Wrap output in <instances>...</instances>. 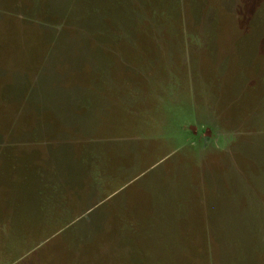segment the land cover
Returning <instances> with one entry per match:
<instances>
[{
    "label": "rangeland",
    "instance_id": "1",
    "mask_svg": "<svg viewBox=\"0 0 264 264\" xmlns=\"http://www.w3.org/2000/svg\"><path fill=\"white\" fill-rule=\"evenodd\" d=\"M50 13L35 24L54 45L14 24L23 52L6 62L27 71L33 102L15 119L14 103L0 105V125L23 132V150L37 143L51 160L38 174L63 177L79 206L155 207L148 191L225 193L232 206L220 213L230 217L196 228L212 264H264V0H63ZM65 232L33 255L89 247Z\"/></svg>",
    "mask_w": 264,
    "mask_h": 264
},
{
    "label": "crops",
    "instance_id": "2",
    "mask_svg": "<svg viewBox=\"0 0 264 264\" xmlns=\"http://www.w3.org/2000/svg\"><path fill=\"white\" fill-rule=\"evenodd\" d=\"M62 3L63 0H0V105L8 101L14 103L18 109L10 116L14 119L22 113L19 111L22 102H33L35 88V84L27 78V71L23 73L17 65L10 69L6 67L9 59L14 60L23 52L22 37L26 34L17 35L15 27L20 23L25 32H46V44L52 47L54 39L50 34L53 31L37 27L35 19L38 15L41 20L51 18L50 6ZM12 39L16 43L7 45L8 40ZM6 115L0 113L1 122ZM30 132L33 133L32 130ZM22 134L14 126L7 129L0 125V264L213 263L209 251L210 238L199 237L196 228L203 223H218L230 217L229 213H220L222 209L231 208L229 195L203 190H162L148 191L142 196L154 199L155 207L150 208L72 205L71 193H67L63 186V177L55 180L48 169L38 174L40 161L48 163L50 159H39L37 143L34 146L32 142L27 144L29 149L25 152L19 141ZM17 180L27 185L33 198H25L27 192L16 191L12 185ZM56 183L59 189L54 190ZM39 184L45 186L41 192ZM80 197L75 196L74 203L80 202ZM21 201L29 204H20ZM138 210L142 213L130 212ZM182 223L185 227H182ZM137 226L141 227L142 235L138 256L135 255L133 240ZM71 228L77 232H65ZM64 232L69 238L91 243L88 248L78 251L67 248L65 253L59 254V248H52L54 255H33V250L39 245ZM23 241L32 245L30 250L21 252ZM203 250L206 255L200 256L199 251ZM11 255L15 257L11 259Z\"/></svg>",
    "mask_w": 264,
    "mask_h": 264
}]
</instances>
